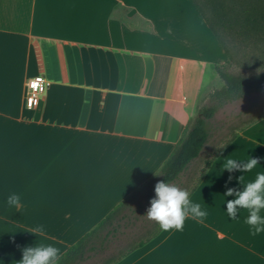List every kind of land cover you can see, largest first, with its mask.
<instances>
[{
  "label": "crops",
  "instance_id": "0c3cea01",
  "mask_svg": "<svg viewBox=\"0 0 264 264\" xmlns=\"http://www.w3.org/2000/svg\"><path fill=\"white\" fill-rule=\"evenodd\" d=\"M227 60L192 0H0V260L37 242L61 255L149 181ZM37 75L49 87L28 109ZM249 156L250 172H222ZM206 162L189 199L207 215L115 264H264V232L246 209L229 218L223 197L264 171V115ZM12 193L20 207L6 205ZM36 225L38 238L26 232Z\"/></svg>",
  "mask_w": 264,
  "mask_h": 264
},
{
  "label": "trees",
  "instance_id": "16d2710c",
  "mask_svg": "<svg viewBox=\"0 0 264 264\" xmlns=\"http://www.w3.org/2000/svg\"><path fill=\"white\" fill-rule=\"evenodd\" d=\"M207 1L206 8L211 11V18L203 12L202 6L196 0H192L207 27L227 54L229 61V51L219 36V31H227L230 23H232L225 18L227 15L231 16L232 24L239 26L241 31H246L249 27L255 29V26H264V8L262 7L264 3L251 2L250 0ZM228 61L216 67V72L224 82L222 88L210 95V106L204 105L199 108L196 117L183 130L175 148L159 171L120 202L94 228L64 251L59 256L57 264H80L90 259L91 253L106 248L104 244L109 241L110 236L117 232L119 221L131 220L132 215L142 214L145 206L150 205V200L155 196L154 187L156 183L167 180L174 184L180 175L187 170L188 165L199 157L208 143L210 138L209 122L220 108L252 94H261L263 96L262 102H264V71L247 76L229 75L220 70ZM134 220L137 221L138 218H134ZM149 222L151 225L143 227V232L140 233L136 243H130L128 248L120 251L117 259L109 257L102 264H115L132 251L142 247L162 230L155 221L149 219Z\"/></svg>",
  "mask_w": 264,
  "mask_h": 264
},
{
  "label": "rangeland",
  "instance_id": "374dc122",
  "mask_svg": "<svg viewBox=\"0 0 264 264\" xmlns=\"http://www.w3.org/2000/svg\"><path fill=\"white\" fill-rule=\"evenodd\" d=\"M196 1L202 6L203 12L211 18V11L206 8L208 1ZM250 1L264 3V0ZM262 7L264 8V6ZM115 15L123 20H128L127 11L123 9H117ZM225 19L233 23L231 16L227 15ZM232 23H230L231 25L227 31H219V36L230 54L229 61L227 60L228 62L220 70L226 74L238 76L255 75L264 71V26H255V29L249 27L248 30L241 31L239 26ZM226 57L228 59L227 54ZM217 75L219 83L212 82V86L206 92L203 93L202 90L199 94V96L202 95L198 103L199 108L204 105L210 106V95L222 88L224 82L218 73ZM262 98L261 94H252L241 100L227 104L216 112L214 118L209 122L210 138L208 143L199 158L194 161V164H191L189 170L174 183L177 187L187 190L188 193L191 192L199 176L205 169L206 161L213 159L233 139L239 130L257 121L264 115V102H262ZM194 115H197V113ZM149 207L150 205L145 206L141 216L134 214L131 220L119 221L117 223V232L110 236L109 241L104 244L106 248L98 249V251L91 253V258L80 264H102L109 257L117 259L120 251L128 248L131 245L130 243H136L139 240V235L144 229L143 227L151 225L147 216L144 215ZM134 218H138V220L135 221Z\"/></svg>",
  "mask_w": 264,
  "mask_h": 264
},
{
  "label": "clouds",
  "instance_id": "9594fccd",
  "mask_svg": "<svg viewBox=\"0 0 264 264\" xmlns=\"http://www.w3.org/2000/svg\"><path fill=\"white\" fill-rule=\"evenodd\" d=\"M237 161L238 159L226 158L222 163V172L238 169L247 173L259 165L258 159L251 156L246 160H240L242 163ZM154 193L155 196L150 200V207L144 215L155 221L163 231L182 230L188 216L202 220L207 215L200 204L189 199L187 190L167 180L156 183ZM233 196L234 199L226 200L227 197ZM223 197L229 218H236L241 209H246L249 215L245 223L249 225L252 234L264 232V215H261V211L264 210V171L257 172L255 178L244 183L240 191L228 188ZM5 203L9 207L17 208L21 205V198L18 194L12 193L6 197ZM26 232L38 238L45 232V228L43 225H36ZM21 251L22 257L16 264H57L60 256L59 248L39 242L34 246H26ZM0 264H4L3 260H0Z\"/></svg>",
  "mask_w": 264,
  "mask_h": 264
},
{
  "label": "built area",
  "instance_id": "2783aa9c",
  "mask_svg": "<svg viewBox=\"0 0 264 264\" xmlns=\"http://www.w3.org/2000/svg\"><path fill=\"white\" fill-rule=\"evenodd\" d=\"M48 87L49 82L42 75L28 79L25 85V106L31 109L36 98L44 94Z\"/></svg>",
  "mask_w": 264,
  "mask_h": 264
}]
</instances>
